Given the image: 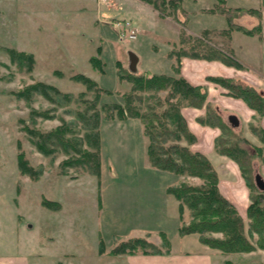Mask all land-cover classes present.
Returning <instances> with one entry per match:
<instances>
[{
    "label": "rangeland",
    "instance_id": "374dc122",
    "mask_svg": "<svg viewBox=\"0 0 264 264\" xmlns=\"http://www.w3.org/2000/svg\"><path fill=\"white\" fill-rule=\"evenodd\" d=\"M115 3L111 7L109 0H0V255L21 254L26 256L29 264H162L164 259L175 255L206 250L213 256V264H264L262 249L223 253L201 243L197 233L180 232L182 227L189 226L200 216H194L195 212L168 193L167 187L181 184L202 186L205 181L153 166L147 155L149 138L140 118L128 116L120 119L114 115L113 119H107L103 111L99 126V177L84 165L65 164L63 161L69 157L60 150L52 155H43L22 129L21 120L43 131L73 121L77 124L73 135L85 141L86 130L75 118V111L84 107L80 101L56 105L37 92L27 95L16 92L41 82L71 94L73 99L85 92L84 99L92 101L94 92L86 90L85 85L74 78L81 74L106 91L101 93L97 108L106 105L109 109L112 104L124 106L132 84L124 77L121 79L119 74L122 69L130 70V53L141 60L134 65L132 72L148 71L173 77L184 78V59L217 61L211 67L220 68L224 64L232 67V73L239 75L237 70L245 67V53L241 50L244 47L251 50L247 53L249 57L258 56L264 68V43L260 49L257 41L264 29L261 0H181L176 11L168 7L170 13L164 15L144 2L156 12L159 26L162 24L158 33L163 32V39L139 35L134 29L136 26L125 19L112 18L110 11L115 7L124 11L130 8L128 2H121L120 6ZM252 10L262 14L260 35L246 38L247 35L238 30H229L227 13L232 18L231 23L253 27L258 18L251 13ZM143 20L146 22L145 17ZM182 35L189 40H183ZM245 39H252L250 46H246ZM152 46L159 54L157 58L148 60ZM192 46V52L200 53V56L184 55L180 57L179 64L176 54L169 55L181 49L189 51ZM209 49L238 62L242 68L204 56ZM11 50L31 56V62L26 57L20 64ZM148 64L154 72L142 69ZM252 66L254 69L249 72L259 81L254 85L240 76H218L237 79L263 93L264 70ZM208 77L211 76H207L206 81L216 83ZM198 86L208 87L205 83ZM219 86L226 96L232 97ZM166 93L162 91L159 96L164 97ZM139 94L148 95L144 92ZM207 103L198 108L204 109L199 121L212 123L209 116L217 114L220 122L226 125V128L220 127L215 140V149L219 152L221 143L218 140L232 142L236 137H242V133L238 132L239 125H233L224 117L228 108L220 106L219 109L208 103L214 109L212 112ZM191 108L196 107L183 104L179 109L188 129L182 111L188 113ZM253 111L251 126L245 121L243 123L244 133L252 141L243 137L248 142L244 146L251 155L250 164L246 165L249 169L242 173L249 192V204L251 195H255L258 189L254 174L259 173L264 180V142L256 132L261 128L264 116ZM208 123L202 124L212 126ZM195 141L189 145L184 140L175 143L199 152L191 148ZM257 147L261 151L256 150ZM83 148L93 151L87 143ZM20 150L25 153L34 172L37 171L38 179L18 169L17 154ZM217 188L220 192L218 183ZM236 210L245 223L247 238L256 244L257 234L247 235V208L245 217ZM205 236L224 238L221 232H207ZM136 238L143 239L148 246L137 248L135 254L117 252L122 243L127 242L122 246H128ZM143 250L148 251L145 255L151 256L143 257ZM154 250L160 254H152Z\"/></svg>",
    "mask_w": 264,
    "mask_h": 264
},
{
    "label": "trees",
    "instance_id": "16d2710c",
    "mask_svg": "<svg viewBox=\"0 0 264 264\" xmlns=\"http://www.w3.org/2000/svg\"><path fill=\"white\" fill-rule=\"evenodd\" d=\"M142 1L152 5L160 14L164 15L170 13L168 7L176 11L179 8L181 0ZM261 4L264 8V0H261ZM251 13L256 14L258 18V23L253 27L231 23L232 18L227 13L226 20L229 23V30H238L247 36L259 34L262 29V14L256 10H252ZM181 37L183 40H189L186 35H182ZM197 42L199 43L200 41L197 39ZM189 51L181 49L176 51V53L175 51L171 52L169 55L173 56V53L176 54V60L179 64L180 57L184 55L200 56V53L192 52L194 51L193 46ZM10 52L14 53L15 58H18L20 64H22L21 61H24L26 57H29L28 59L31 62V56L14 50ZM204 56L218 59L227 65L242 68V65L238 62L224 55L222 56L212 49H209ZM91 61L97 62L95 58H91ZM122 70L119 77L121 79H123L122 77L126 78L132 84L130 92L125 96L124 106L112 104L109 109H107L108 106L106 107V105L97 108L101 93L103 91L106 93V91L102 87L97 86L92 79L81 74L75 75L74 78L78 82L83 83L86 90L94 92L92 101L84 99L85 92L79 93L76 99H73L71 94L63 93L54 86L41 82L31 84L25 87L23 91H17L16 94L18 95H27L31 92L40 93L56 105H66L73 100L80 101L84 105L82 110L75 111V118L77 122L78 120L81 121L86 130L85 141H83V138L73 135L77 125L73 121L63 122L54 129L43 131L31 126V124H25L24 120H21V123H23L22 129L30 135L31 142L38 151L47 156L60 150L69 157L63 161L65 164L74 166L84 165L93 175L99 177V151L101 148L99 126L102 113L106 112L104 114L107 119H113L112 116L114 115H118L120 119H126L128 116L140 118L144 124V132L149 138L147 155L153 166L175 174L186 173L205 181L202 186L181 184L179 186L167 187L168 193L172 194L180 203H186L195 212L194 216H200L197 221L191 223L189 226L182 227L180 232L182 234L197 233L201 243L210 248L219 249L223 253L250 252L256 248L264 250V191L256 189L257 193L251 195V201L247 207V216L249 218L247 235L257 234L258 237L256 244H253L245 234V223L236 208L220 194L217 188L218 175L210 160L204 154L190 150L186 145L175 143V141L184 140L189 145L196 140L194 134L187 128L179 109L183 104L196 108L203 107L207 101V88L192 85L181 76L173 77L148 71L132 72L130 70ZM176 71H178V68ZM208 80L214 81L224 87L230 96L241 99L260 116L264 115V94L261 91L234 78L218 76L208 77ZM135 91L139 93L144 92L148 95L143 96L139 93H134ZM162 91L167 92L164 97L159 96V93ZM206 105L213 112L212 106L208 103ZM141 109L145 111L142 112ZM67 110L72 112L70 109ZM33 115L32 111V117ZM209 118L212 119V123L200 120L204 124L208 123L212 124V126L216 124L219 127L226 128V125L220 122L217 114L210 115ZM256 130L254 129L261 141L264 142V129L260 128ZM218 141L221 143L219 144L220 147H218L219 153L225 154L235 160L242 173L248 171L249 168L246 165L250 164L251 155L248 154L244 146V144L248 143L246 139L238 136L232 142H225L222 139ZM84 143L89 144L93 148V151L85 150L83 148ZM256 150L261 151L259 147ZM17 165L21 172L31 178L38 179L39 175L37 171L34 172L33 167L30 166L22 150L17 154ZM249 185L252 187V184ZM207 232H221L224 234V238L218 239L205 236ZM126 243H122L117 248V252L135 254L138 250L137 248L148 246V243L140 238L133 239V243L128 246H122ZM143 254H148V251L143 250ZM152 254H160V252L154 250Z\"/></svg>",
    "mask_w": 264,
    "mask_h": 264
},
{
    "label": "crops",
    "instance_id": "0c3cea01",
    "mask_svg": "<svg viewBox=\"0 0 264 264\" xmlns=\"http://www.w3.org/2000/svg\"><path fill=\"white\" fill-rule=\"evenodd\" d=\"M109 2L111 3V7L113 4H116L115 2L119 3V6L121 5V2H128L130 4V8L128 10L124 8L125 11L123 9L119 10L117 7L112 9L110 11V14L113 16L112 18L122 20L125 19V21L128 22L130 25L132 24L136 26V28L134 29L137 33H139V35H146V37L148 36L149 38L152 37L154 39L163 37V32L158 33L162 30V24H160L159 26L157 22L158 19L156 12H154V10L150 8L148 4L144 3L141 0H109ZM144 17L146 22H143ZM253 37L246 36V38ZM259 37L257 38V41L260 42L259 48L261 49L264 43V29L261 34V38ZM251 40L252 39H245L246 46H250L252 42ZM166 41H169V39H166ZM241 50L243 53H245L243 63L245 67L243 69L237 70L239 75L232 73V67L230 66H226L223 64L222 67H216L214 69L215 66L212 65L211 67V64H215L217 61L209 62L206 60L199 59H184L182 75L193 85H199L202 83L207 84V102L214 106H218L219 109H221V107L228 108V111L224 112V117L229 120L230 115H235L237 117L240 130L238 132L242 133L240 134L242 137H245L246 139H249L251 141L248 135L244 133L243 123L245 121V123L249 124L252 119V115L254 114V111L241 99L226 96L224 94L223 88H221L218 84L206 81L207 76L213 77L220 75L226 77L240 76V78H244L246 82L253 85L259 82L256 76L249 72L250 69L251 71H253L252 69H254L252 65H254V67H259L260 69H262V71L264 70V68L261 66V62L259 61L258 56L255 55L254 57H249V54L247 53H251V50H248L247 47H244ZM157 51L158 50L152 46L150 48L148 60L155 58L156 55L159 54ZM140 61L141 60L139 57V59H137L136 64L138 65ZM148 65L149 66H144L142 69L154 72L151 64ZM188 72H190V74ZM203 110L204 109L191 108L189 109L188 113L182 111L183 115L187 120L189 129L196 136V141L191 148L205 154L209 158L218 173V187L220 189V192L232 204H234V206L238 209L239 213L243 217H245L246 208L249 204V192L245 186L244 179L242 178V172L238 163L235 160H232L229 156L220 154L216 151L215 140L220 134V127H213L202 124L199 121V116L203 113ZM224 113L222 112L221 115L223 116ZM260 123L261 128L264 129V117L262 118ZM249 126L251 125L249 124ZM249 133H251L250 130ZM262 175L264 177V165L262 167ZM142 256L144 257L151 255L144 254ZM212 257L213 256L209 252H206V250H204L201 252H190V254H184L183 256L182 254L175 255L174 257H170L171 259H164L162 264H213L214 260ZM0 264L29 263L26 256L15 253V255H0Z\"/></svg>",
    "mask_w": 264,
    "mask_h": 264
},
{
    "label": "water",
    "instance_id": "95a60500",
    "mask_svg": "<svg viewBox=\"0 0 264 264\" xmlns=\"http://www.w3.org/2000/svg\"><path fill=\"white\" fill-rule=\"evenodd\" d=\"M130 61H131V66H130V70L133 71L134 70V65L137 62V57L134 53H130ZM229 121L233 124V125H238V121H237V117L235 115H230L229 116ZM254 182L256 187L260 190V191H264V180L262 179L261 175L259 173H255L254 174Z\"/></svg>",
    "mask_w": 264,
    "mask_h": 264
}]
</instances>
